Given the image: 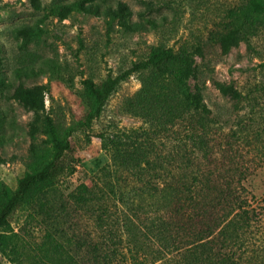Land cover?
I'll use <instances>...</instances> for the list:
<instances>
[{
	"label": "trees",
	"instance_id": "trees-1",
	"mask_svg": "<svg viewBox=\"0 0 264 264\" xmlns=\"http://www.w3.org/2000/svg\"><path fill=\"white\" fill-rule=\"evenodd\" d=\"M28 2L39 9L38 0ZM75 11L104 18L108 30L117 26L135 33L159 25L143 14L133 21L125 3L106 0L65 3L55 14L64 19ZM235 21L241 28L263 27L264 0H246ZM42 33L38 24L13 32L21 47L38 43ZM224 38L228 47L243 39L238 29ZM199 69L188 65L184 51L154 47L114 77L98 84L85 81L90 123L121 82L150 73L128 111L151 120L158 147L146 133L131 137L114 130L106 136L109 166L85 193H69L72 207L91 223L89 231L74 237L55 221L54 203L45 200L58 191L62 178L74 173L67 161L69 141L53 140L50 160L26 173L0 200V230L16 211L40 209L37 214L48 219L38 249L40 264H264V196L258 199L244 186L253 169L264 168V81L239 89L232 81H215L207 68ZM189 75L192 79H186ZM207 82L233 104L234 125L225 124L232 113L226 119L223 111L213 114L203 104ZM39 98L30 91L18 93L32 109L38 108ZM62 208L67 211L66 205ZM72 248L78 255L67 252Z\"/></svg>",
	"mask_w": 264,
	"mask_h": 264
},
{
	"label": "rangeland",
	"instance_id": "rangeland-1",
	"mask_svg": "<svg viewBox=\"0 0 264 264\" xmlns=\"http://www.w3.org/2000/svg\"><path fill=\"white\" fill-rule=\"evenodd\" d=\"M38 1L40 7L35 10L28 0H0V200L15 190L26 173L50 160L53 140L66 138L70 143L67 161L74 165V173L62 178L58 191L45 200L54 203L55 221L68 230V236L90 230L88 216L72 207L69 193H85L100 177L101 169L109 166L105 138L110 132L121 130L131 137L146 133L158 147L151 120L128 111L142 79H150V73L133 74L121 82L100 116L90 123L85 81L98 84L114 77L144 59L154 47L184 51L189 66L207 68L215 81H232L239 89L264 81V26L241 28L235 21V13L246 0H106L125 3L133 21L143 14L159 23L155 29L135 33L117 26L108 30L104 18L81 11L64 19L56 16L59 5L79 0ZM34 24L43 31L38 43L21 47L14 30ZM235 29L243 39L228 47L224 37ZM17 71L33 74L18 76ZM187 84L192 90V81ZM21 91L40 96L37 109L20 102ZM203 101L213 114L223 111L227 119L232 113L225 124L226 128L234 125L233 104L211 82L206 83ZM244 186L262 198L264 168L253 169ZM39 211H16L10 224L0 230V264H40L38 249L48 219L38 215ZM67 252L78 255L73 248Z\"/></svg>",
	"mask_w": 264,
	"mask_h": 264
}]
</instances>
